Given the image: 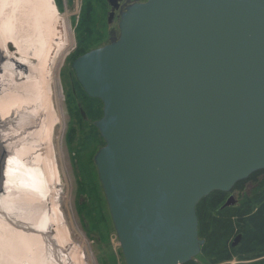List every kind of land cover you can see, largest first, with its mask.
Masks as SVG:
<instances>
[{"label":"water","instance_id":"obj_1","mask_svg":"<svg viewBox=\"0 0 264 264\" xmlns=\"http://www.w3.org/2000/svg\"><path fill=\"white\" fill-rule=\"evenodd\" d=\"M106 1L117 31L71 64L102 103L97 178L125 264H187L198 202L264 170V0Z\"/></svg>","mask_w":264,"mask_h":264},{"label":"bare ground","instance_id":"obj_2","mask_svg":"<svg viewBox=\"0 0 264 264\" xmlns=\"http://www.w3.org/2000/svg\"><path fill=\"white\" fill-rule=\"evenodd\" d=\"M70 43L53 0H0L1 137L11 154L0 181V264H92L62 209L55 71Z\"/></svg>","mask_w":264,"mask_h":264},{"label":"rangeland","instance_id":"obj_3","mask_svg":"<svg viewBox=\"0 0 264 264\" xmlns=\"http://www.w3.org/2000/svg\"><path fill=\"white\" fill-rule=\"evenodd\" d=\"M53 2L59 13L67 17L71 36L69 48L63 53L55 71L57 82L55 88L59 94L63 127V130H60L59 126L56 128V135H61L58 164L62 172L61 189L65 195L62 209L70 224L73 240L85 242L92 264H125L93 161L94 155L104 142L97 139L91 143H84L83 137L80 136L77 144L66 147L63 137L68 117L63 104L64 93L60 89L61 82L64 87L66 86L67 72L72 62L88 50L106 44L111 27L117 31L118 17L116 14L112 23L107 24L110 6L106 0H53ZM32 63L31 60L26 62V67ZM81 179L87 189H92L89 193L86 190V194L90 195L86 201L84 191L78 190ZM79 200L86 203L81 210L77 208ZM192 260L197 264H264V256L242 260L234 256L226 261L211 263L210 259L198 254Z\"/></svg>","mask_w":264,"mask_h":264},{"label":"trees","instance_id":"obj_4","mask_svg":"<svg viewBox=\"0 0 264 264\" xmlns=\"http://www.w3.org/2000/svg\"><path fill=\"white\" fill-rule=\"evenodd\" d=\"M92 100L95 101L92 118L96 120L102 116V103L98 99ZM95 135L102 141L98 132ZM248 182L253 189L244 192L237 205L220 209L227 198L221 191L211 192L196 205L198 237L204 241L199 255L210 259L211 263L234 256L240 260L264 256V170L252 173L233 188L243 192ZM237 234H241L240 243L231 247ZM187 264L197 263L191 260Z\"/></svg>","mask_w":264,"mask_h":264},{"label":"flooded vegetation","instance_id":"obj_5","mask_svg":"<svg viewBox=\"0 0 264 264\" xmlns=\"http://www.w3.org/2000/svg\"><path fill=\"white\" fill-rule=\"evenodd\" d=\"M124 1L125 0H122V3ZM116 14L118 16V10L115 11L114 17ZM60 85H61L60 89H61L62 93H64L63 104L65 106L66 114L68 117V121L65 125V134L63 137L66 147L68 145L77 144L78 137H80V136L83 137L84 143H91V142L96 141L97 138H96L95 133L98 132V130L94 125V121L98 120L100 117L96 120L92 118L93 117L92 116V114H93L92 108L95 106V101L92 99H95V98H90L89 96H87L85 94V92L82 89V86L77 81L75 73L71 67L67 72L66 86L64 87L62 82L60 83ZM101 112H102V106H101ZM62 128L63 127L61 125L60 129L63 130ZM80 181H81V183L80 182L79 183L81 184V186L78 190L84 191L83 195L85 196L84 200L86 201L88 199V197L90 196L88 193L90 190L92 191V189H90V190L87 189L84 185L83 180L81 179ZM252 189H253V186L251 185V182H248L245 185L243 192H239L236 188H232L229 192L226 193L227 194L226 200L230 196H232L233 204L223 207L224 203L226 202V200H225V202L221 205L220 209H224L227 207L237 205L240 196L244 192H249ZM86 190L88 191L87 194H86ZM84 200L83 201L79 200V202L77 204L78 205L77 208H80V210H81V207H83V206L85 207V205H86ZM240 240H241V238H240ZM240 240H239L238 244L240 243Z\"/></svg>","mask_w":264,"mask_h":264}]
</instances>
